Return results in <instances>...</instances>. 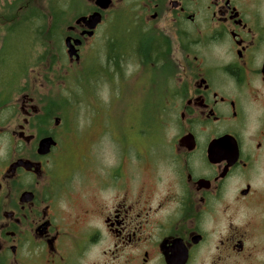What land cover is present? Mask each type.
Segmentation results:
<instances>
[{
    "label": "flooded vegetation",
    "instance_id": "flooded-vegetation-1",
    "mask_svg": "<svg viewBox=\"0 0 264 264\" xmlns=\"http://www.w3.org/2000/svg\"><path fill=\"white\" fill-rule=\"evenodd\" d=\"M38 1L0 0V264H83L95 247L89 264H264V0ZM94 14L93 27L81 19ZM47 42L71 64L90 43L110 81L164 104L161 141L139 161L149 180L98 174L77 229L60 202L61 117L17 85Z\"/></svg>",
    "mask_w": 264,
    "mask_h": 264
},
{
    "label": "rangeland",
    "instance_id": "rangeland-1",
    "mask_svg": "<svg viewBox=\"0 0 264 264\" xmlns=\"http://www.w3.org/2000/svg\"><path fill=\"white\" fill-rule=\"evenodd\" d=\"M49 5L50 0H39L33 2V10L46 12ZM47 43L46 51L41 48L33 53V57L39 52L44 54V60L37 64L36 57L30 79L18 80L17 85L31 91L41 103L53 102L57 116L61 117L63 142L56 156V174L62 181L61 191L70 187L71 193L60 202L70 203L75 214L81 215V210L93 202L92 196L99 193L98 180L104 176L99 175L97 180L98 174H144L149 180L151 168L139 161L143 160L144 150L151 142L161 141L163 123L153 117L157 115V103L164 104L161 97L144 93L132 79L118 84L112 78V85L101 52L97 57L100 61L93 62L90 43L78 64H71L66 51L57 49L52 42ZM16 53H23L25 59L28 49L24 47ZM157 122L161 123L160 129ZM150 124L155 125L149 135H141V130L150 128ZM171 135L169 128L166 138L170 140ZM83 223L82 215L74 216V229ZM100 250L101 247L90 249L83 264H89Z\"/></svg>",
    "mask_w": 264,
    "mask_h": 264
},
{
    "label": "water",
    "instance_id": "water-1",
    "mask_svg": "<svg viewBox=\"0 0 264 264\" xmlns=\"http://www.w3.org/2000/svg\"><path fill=\"white\" fill-rule=\"evenodd\" d=\"M81 19L85 20L90 26L93 27L100 20V16H99V14H94V15H91L90 17H82ZM67 45L69 48L68 53H69L70 57L79 58V55L77 54V50H76L75 45H73L69 40L67 41ZM54 143L55 142H54L52 137L44 138L40 143L39 151L41 153H47ZM20 163H23V161H21Z\"/></svg>",
    "mask_w": 264,
    "mask_h": 264
},
{
    "label": "trees",
    "instance_id": "trees-1",
    "mask_svg": "<svg viewBox=\"0 0 264 264\" xmlns=\"http://www.w3.org/2000/svg\"><path fill=\"white\" fill-rule=\"evenodd\" d=\"M51 4H52V7H51V10L52 11H57V4H56V2H51ZM53 103V102H52Z\"/></svg>",
    "mask_w": 264,
    "mask_h": 264
}]
</instances>
